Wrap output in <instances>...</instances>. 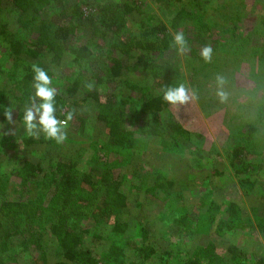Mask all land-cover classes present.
<instances>
[{
  "label": "trees",
  "instance_id": "trees-1",
  "mask_svg": "<svg viewBox=\"0 0 264 264\" xmlns=\"http://www.w3.org/2000/svg\"><path fill=\"white\" fill-rule=\"evenodd\" d=\"M246 56L262 96L210 143L164 91L224 115L216 71ZM34 65L63 143L25 131ZM263 138L264 0H0V264H264Z\"/></svg>",
  "mask_w": 264,
  "mask_h": 264
},
{
  "label": "rangeland",
  "instance_id": "rangeland-1",
  "mask_svg": "<svg viewBox=\"0 0 264 264\" xmlns=\"http://www.w3.org/2000/svg\"><path fill=\"white\" fill-rule=\"evenodd\" d=\"M252 2V0H251ZM255 6V5H251ZM258 8H256V11ZM247 14V13H246ZM254 14L251 13L250 18L253 20L254 19ZM250 19V20H251ZM223 20V19H222ZM221 20V22H223ZM254 21V20H253ZM247 25V21L245 23V27ZM180 58H183V51H180ZM248 58L247 60H242L240 59L237 63H235L230 69H227L226 72H224V68H220L219 71H216V78H220L221 81L223 79L229 77L228 83H220L224 85V88H228L230 91L229 93L234 95V96H239L238 100L232 99V103L230 105L232 108L226 110L227 116L230 117L228 119H225V112L223 111V114H220V112H216L214 110L215 107L207 108L203 107L200 105L199 99L197 96H195L196 90L198 87L195 85L196 83H193L190 81L187 85L189 88V91L187 92V95L189 96V99L186 101L185 105L183 104H177V111L179 117H184L186 116V119L188 118L190 121V126L192 125V128L194 130H200L199 126H202L204 129L207 130L205 134L206 140L210 143L214 141H218L219 143L223 142L226 140V130H229L228 127H236V125H241L242 122L239 120V118L245 119L244 115V110H242L239 106H244V102L246 100V103L250 102L252 100L254 104L259 103V97L262 96L260 94L261 92H258L257 90H253L257 88L256 86L258 85V80L255 78L251 77V70H253V75L255 72H260V68L257 67L255 70V65L253 66V61L249 56H246L245 59ZM227 67V66H226ZM219 74V76H218ZM262 80L260 81V83ZM213 84H216V82H212L210 85L212 86ZM221 84L217 85V88L220 90ZM189 93V94H188ZM228 95V94H227ZM225 98L226 93L224 94ZM223 96V97H224ZM220 100V104L224 103L223 98ZM233 97V96H232ZM240 100V101H239ZM245 103V105H246ZM228 107V106H227ZM224 109V108H223ZM241 110V111H240ZM83 109H80L79 115L82 114ZM252 116V115H251ZM225 120V121H224ZM229 122L228 127L226 126L225 122ZM229 133V132H228ZM220 136V139L218 138ZM259 136V134H258ZM261 144H264V138L263 140H260ZM154 152V151H153ZM153 152L150 150L149 151V167L151 165L157 164L158 166H161V162L151 160V155H153ZM180 169L184 170V163H181ZM170 170H168L169 172ZM251 250V249H250ZM25 259L21 258L20 260H14L9 264H25Z\"/></svg>",
  "mask_w": 264,
  "mask_h": 264
},
{
  "label": "clouds",
  "instance_id": "clouds-1",
  "mask_svg": "<svg viewBox=\"0 0 264 264\" xmlns=\"http://www.w3.org/2000/svg\"><path fill=\"white\" fill-rule=\"evenodd\" d=\"M173 40L179 46L180 51L187 48L183 33H176ZM211 51L210 47H205L201 53L202 57L205 60H210ZM32 73L35 95L30 98L31 106H26L24 109L23 124L25 131L28 135L36 137L43 133L46 139L55 141L57 144L63 143L67 139L66 129L72 118V113L69 112L63 120L58 119L55 108L57 91L53 78L46 69L39 65L32 67ZM36 98L40 102L32 104L31 101ZM164 99L172 104H183L189 99V96L185 86L180 84L175 87H168L164 91ZM3 115L10 123L12 122L11 110L5 109Z\"/></svg>",
  "mask_w": 264,
  "mask_h": 264
}]
</instances>
